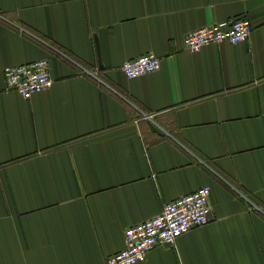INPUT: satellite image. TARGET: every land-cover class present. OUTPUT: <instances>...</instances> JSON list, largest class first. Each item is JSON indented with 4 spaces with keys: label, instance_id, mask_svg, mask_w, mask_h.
Listing matches in <instances>:
<instances>
[{
    "label": "crops",
    "instance_id": "1",
    "mask_svg": "<svg viewBox=\"0 0 264 264\" xmlns=\"http://www.w3.org/2000/svg\"><path fill=\"white\" fill-rule=\"evenodd\" d=\"M235 16L245 41L184 47ZM148 51L159 67L127 77ZM42 57L50 86L5 88ZM201 185L209 220L135 264H264V0H0V264H105Z\"/></svg>",
    "mask_w": 264,
    "mask_h": 264
},
{
    "label": "built area",
    "instance_id": "2",
    "mask_svg": "<svg viewBox=\"0 0 264 264\" xmlns=\"http://www.w3.org/2000/svg\"><path fill=\"white\" fill-rule=\"evenodd\" d=\"M23 29V28H22ZM252 23L246 16H235L186 32L184 47L198 50L212 42L245 41L251 32ZM160 58L148 51L124 60L120 68L127 77H134L159 67ZM3 78L6 89H14L29 97L53 82L49 72V61L42 57L18 64L5 65ZM210 188L201 185L192 191L164 201L161 210L151 217L124 228V245L106 256L105 264H135L145 258L147 251L159 243H174L176 238L193 226L209 220Z\"/></svg>",
    "mask_w": 264,
    "mask_h": 264
},
{
    "label": "water",
    "instance_id": "3",
    "mask_svg": "<svg viewBox=\"0 0 264 264\" xmlns=\"http://www.w3.org/2000/svg\"><path fill=\"white\" fill-rule=\"evenodd\" d=\"M96 50H97V52H98V45H97V43H96Z\"/></svg>",
    "mask_w": 264,
    "mask_h": 264
}]
</instances>
